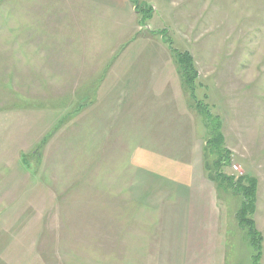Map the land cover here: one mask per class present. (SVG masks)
Masks as SVG:
<instances>
[{
  "label": "rangeland",
  "instance_id": "rangeland-1",
  "mask_svg": "<svg viewBox=\"0 0 264 264\" xmlns=\"http://www.w3.org/2000/svg\"><path fill=\"white\" fill-rule=\"evenodd\" d=\"M131 4L0 0V264L142 263L158 228L132 203L131 157L141 129L206 133L198 104L221 121L226 174L258 180L264 264V0ZM178 51L193 58L196 104ZM221 188L218 264H251L239 197Z\"/></svg>",
  "mask_w": 264,
  "mask_h": 264
},
{
  "label": "crops",
  "instance_id": "crops-1",
  "mask_svg": "<svg viewBox=\"0 0 264 264\" xmlns=\"http://www.w3.org/2000/svg\"><path fill=\"white\" fill-rule=\"evenodd\" d=\"M78 1L123 14L132 9L131 0ZM199 125L183 121L179 128L171 120L154 133L141 129L147 140L131 157V199L158 229L142 263L135 264H218L221 210L216 185L205 170L206 133Z\"/></svg>",
  "mask_w": 264,
  "mask_h": 264
},
{
  "label": "trees",
  "instance_id": "trees-1",
  "mask_svg": "<svg viewBox=\"0 0 264 264\" xmlns=\"http://www.w3.org/2000/svg\"><path fill=\"white\" fill-rule=\"evenodd\" d=\"M136 4V0H131ZM173 52V51H172ZM176 58L178 75L184 87L189 92V97L196 104V87L198 73L189 52L173 53ZM195 111L199 114L206 128V139L204 146V159L206 167V154L211 152L213 172L207 173L209 179L221 188L224 193H230L239 197L240 204L236 213L237 225L241 230H245L249 237V247L252 251L251 264H262V235L256 228L254 215L256 213L258 180L253 175H228L224 171L231 166L232 153L226 149L225 138L222 132V124L217 116L204 107Z\"/></svg>",
  "mask_w": 264,
  "mask_h": 264
},
{
  "label": "built area",
  "instance_id": "built-area-1",
  "mask_svg": "<svg viewBox=\"0 0 264 264\" xmlns=\"http://www.w3.org/2000/svg\"><path fill=\"white\" fill-rule=\"evenodd\" d=\"M236 168V167H235Z\"/></svg>",
  "mask_w": 264,
  "mask_h": 264
}]
</instances>
